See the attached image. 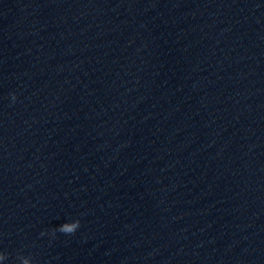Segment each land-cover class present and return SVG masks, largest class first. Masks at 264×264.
I'll list each match as a JSON object with an SVG mask.
<instances>
[{
  "label": "clouds",
  "instance_id": "obj_1",
  "mask_svg": "<svg viewBox=\"0 0 264 264\" xmlns=\"http://www.w3.org/2000/svg\"><path fill=\"white\" fill-rule=\"evenodd\" d=\"M11 101L13 103L16 102L17 96L15 93L10 94ZM81 223L79 219H73L69 221H65L64 223L49 229L48 231H42L40 236L49 235L52 238H55L57 233H62L64 235H74L78 229L80 228ZM8 259V255L4 252H0V262L6 261ZM20 264H33V260L31 257L19 255L17 257Z\"/></svg>",
  "mask_w": 264,
  "mask_h": 264
}]
</instances>
